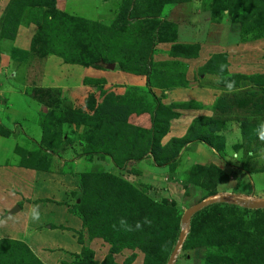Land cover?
<instances>
[{
  "label": "rangeland",
  "instance_id": "374dc122",
  "mask_svg": "<svg viewBox=\"0 0 264 264\" xmlns=\"http://www.w3.org/2000/svg\"><path fill=\"white\" fill-rule=\"evenodd\" d=\"M73 1L53 0L46 16L35 8H16L17 22L12 16L4 19L6 6L0 9V34L3 24L8 28L36 22H31L35 32L27 51H14L1 34L0 52L11 55L2 67L0 135L15 136L23 127L40 139L38 147L30 141L28 149L36 152H30L35 158L27 159V165L58 169L59 190L70 192L77 215L82 220L81 206L91 211L82 221L84 244L69 255V262L60 264H161V251L175 227L164 264L170 257L171 264H264V139L259 133L264 125V43H252V55L240 60L238 67L245 71L247 66L242 74L248 79H228L224 56L211 53L199 72L216 73L218 83L233 81L232 91L247 89V101L216 105L221 92L211 101L201 97L178 103L179 109H199V114L190 116L183 133L164 142L170 122L166 107L149 114L154 101L149 91L126 87L116 77L143 65L160 72L166 89L181 84V57L197 56L198 41L215 42L214 30L220 25L225 30L216 39L221 41L231 32L236 42L264 40V0H88V16L65 7ZM95 60H103L100 67H94ZM115 105L118 111H105ZM153 116L162 118L158 125ZM243 121L250 124L243 127ZM194 124L198 130L192 134L187 130ZM105 127L112 130L108 138L114 159L97 145ZM146 130L153 135L149 141L163 131L159 144L172 154L169 161L155 163L145 154L133 157L146 143ZM135 135L137 151L130 154ZM202 147L212 156L203 154ZM10 157L4 160L16 168L18 156ZM102 173L116 180L109 178L104 190L81 188L82 174ZM0 178L5 187L12 178L22 184L13 170ZM97 200V212L92 213ZM256 202L262 205L253 207ZM134 217L149 226L145 232L124 228ZM94 237L106 246L100 255L88 244ZM154 242L157 250L151 251ZM35 254L21 240L0 238V264H46Z\"/></svg>",
  "mask_w": 264,
  "mask_h": 264
},
{
  "label": "crops",
  "instance_id": "0c3cea01",
  "mask_svg": "<svg viewBox=\"0 0 264 264\" xmlns=\"http://www.w3.org/2000/svg\"><path fill=\"white\" fill-rule=\"evenodd\" d=\"M6 4L7 0H0V9L4 8ZM65 7L71 12L88 16L90 2L88 0H74ZM203 18L205 19V17ZM34 29V25L31 22L23 26L17 25L13 37L9 38L10 46L20 52L27 51L31 43L32 33L35 32ZM223 30L225 29L221 25L214 30L216 31L214 33V35L216 34L215 42L198 41L197 56L187 55L181 57L184 64L182 84L167 87L166 89L164 85H161L163 80L159 77L160 72H154L151 69H148L150 76V79H148L150 80L148 83L149 88L146 86L144 74L124 71L120 76H116L120 78L118 83L126 87L135 86L141 89H149L159 99V104L166 107L164 111L167 116H170V122L167 133L162 138L163 142L168 136L183 133L191 121L190 116L193 115L192 117H194L199 114V109H179L178 103H184L188 100H199L201 97H206L205 100L211 101L217 93L232 91L229 89L228 83L217 82L220 78L216 73L209 71L199 72V69L206 63L205 59L211 53L224 56L226 65L223 71L227 75H243L242 73L247 70V66L245 71L238 67L241 66L239 64L240 60L252 55L248 50L252 49V43L256 46L264 43L262 39L254 42L240 40L236 42L234 40V32L229 33L225 41L216 39V36ZM207 36L208 34L205 37ZM10 55L7 52L5 53V50L0 52V83L1 79L4 81L2 78L4 69L2 67L8 65ZM248 62L246 60L244 63L247 65ZM157 73L158 76H156ZM115 83L117 82L115 81ZM15 88L17 93H19L20 88ZM209 95L212 98H209ZM167 104H170L169 108L164 106ZM153 109L154 106L150 107V112L148 113L152 115ZM26 119L27 115L25 114L21 118L22 123ZM32 120L34 121V127H36L35 132L40 134V126L35 122L36 115L35 118L32 115ZM25 132L26 130L22 127V133H18L15 136L0 135V174L3 175L7 170H13V174H16V179L20 178L22 182L19 186L12 178L10 180L11 184L9 182L6 183L10 187H5L2 186L3 179L0 178V188L5 189L0 190V238L6 237L23 241L32 253H36L35 255L43 263L60 264V262H69V255L77 251L81 244H84L83 238L86 237V232L82 228V220L75 211L74 203L70 201V192L66 191L64 194L59 190L60 181L62 180L59 170L40 167L34 163L27 165V159L32 160L35 158L30 152H36V148L30 150L28 145L30 141H33L38 147L40 139L35 140L30 133ZM19 147H22L24 151L22 152ZM201 151L206 156H212L203 147ZM182 152L183 150L181 149L180 153ZM11 153L18 156V162L14 165L17 166L16 168L11 167V164L4 160L5 157H10ZM149 155V153H145L144 156L149 157ZM8 167L10 168L8 169ZM16 206L17 209H14ZM33 211L39 213L38 219H33ZM103 243L102 239L98 237H94L90 243L88 242L93 247L95 254L99 253V255L106 249Z\"/></svg>",
  "mask_w": 264,
  "mask_h": 264
},
{
  "label": "trees",
  "instance_id": "16d2710c",
  "mask_svg": "<svg viewBox=\"0 0 264 264\" xmlns=\"http://www.w3.org/2000/svg\"><path fill=\"white\" fill-rule=\"evenodd\" d=\"M30 7V8H35V10H37V13L39 12V14H44L45 15V13L47 12V8H49V7H47V6H53V0H10L8 3H7V5H6V7H5V9H4V12H3V15H5V17H4V19H8V17L9 16H12L13 18H14V21H16L17 22V20H16V14H17V9L19 10L21 7ZM43 7H46V8H43ZM17 8V9H16ZM46 9V10H45ZM3 15H2V18H3ZM46 16V15H45ZM62 16L64 17V14H62ZM29 22H34V23H36L35 21H32V20H28V21H26V24L27 23H29ZM18 24L17 23H15L13 26H8V28H6L7 27V25H5V24H3V26L1 25V34H2V36L3 37H7V38H12L13 37V35H14V32H15V28H16V26H17ZM1 34H0V36H1ZM13 48V50L14 51H17V49L16 48H14V47H12ZM12 50V51H13ZM218 55H221V54H218ZM103 61V60H102ZM102 61H98V60H95L94 62H93V65H94V67H100L101 66V64H102ZM149 69V68H148ZM148 69L146 68V66H143L142 65V67L141 66H138V67H136V69L135 70H132V71H130V72H132V73H136V74H144L145 75V77H146V86L149 88V86H148V83H149V81L150 80H148V79H150V76H149V74H148ZM154 71V70H153ZM240 78H247L248 79V77H246V76H244V75H240V74H232V75H228V79H230V80H238V79H240ZM229 83L228 84H231L232 85V83H234L233 81L231 82V81H228ZM222 83H224V82H222ZM182 84V83H181ZM172 86H174V85H172ZM35 91V90H34ZM146 91H149V89H147ZM246 91H248L247 89H245V90H241V89H239V90H236V91H232V92H228V93H224L222 96H220V97H218L216 100H215V104L216 105H223V104H225L224 102H230V101H232V102H234L235 104H241V103H244V102H246L247 101V99H248V97H246L245 96V93H246ZM149 93V95L151 96V99H153L154 101H153V106H154V109H153V111H152V115H155V113H157V111H155L156 109L157 110H160L161 108L163 109V106H161L160 104H159V99L158 98H156L155 96H154V94H152V92H148ZM147 93V94H148ZM228 96V97H227ZM230 96V97H229ZM259 97V99H261V96H258ZM224 98H226V99H224ZM232 98V99H231ZM38 99V98H37ZM230 100V101H229ZM227 105V104H226ZM117 105H115V106H107L106 108H105V111L106 110H108L109 109V107H112V111L114 110V109H116L117 111H118V108H119V106H117ZM114 107V108H113ZM116 107V108H115ZM164 110V109H163ZM116 111V112H117ZM164 113H165V111H164ZM106 117H111V114L110 113H107V116ZM168 117V119L170 118V116H167ZM167 117H166V119H167ZM160 119H162V118H160V117H151V120L153 121V123L155 124V125H158V123L160 122ZM159 120V121H158ZM197 123V122H196ZM250 123H245L244 121L242 122V125H243V127L244 126H246V125H249ZM154 126V125H153ZM162 127H163V129L162 130H164V129H166V127L165 126H163L162 125ZM152 128V127H151ZM199 128L201 129V130H203V128H204V126H203V124L201 123L200 125H199ZM155 129V128H154ZM154 129L152 128V131H154ZM193 130V132L195 133V131H197L198 129L196 128V126H195V124H194V126H193V129H192V127H189V129L187 130L188 132H191ZM112 130H111V128H109V127H105V129H104V131H103V134H102V137L103 138H100V140L98 141V143H97V145L98 146H101L100 148L101 149H103L105 152H107V153H109L110 155H111V157L114 159V156H113V153H112V150H111V147L113 146V143H112V140L110 139V142H109V138H108V134L111 132ZM151 131V130H150ZM163 131H161L160 132V134L162 133ZM188 132H187V134H188ZM261 132H262V128H260L259 129V133H260V135H261ZM145 134H146V143H145V145L144 146H142L141 147V150H140V152L139 153H135L134 151H137V142H138V140L139 139H136V135L134 136V138L131 140V149H130V147H129V149H128V152H130V154H132V151L135 153V155L133 156V157H141L142 155H144L145 153H149L150 155H151V157L154 159V161H155V163H162V164H164V163H166L167 161H169L170 160V157L172 156V154H170L168 151H166V149H165V147H161L160 146V144H159V135L160 134H158V135H156L155 137H156V139H155V141H149V138L150 137H153V135H150V132L148 133L147 132V130L144 132ZM192 133V132H191ZM193 134V133H192ZM195 135V134H194ZM199 139H201L200 137H198ZM49 141L47 140H44L43 141V144H44V146L45 147H48V148H50V145H49V143H48ZM97 142V141H96ZM142 142V141H141ZM135 143V144H134ZM133 144V145H132ZM176 149V148H175ZM161 154H163V155H161ZM175 154V153H174ZM174 156V155H173ZM131 156H126L125 158L127 159V158H130ZM117 164H120V161L119 160H117ZM82 177L81 178H83L82 179V181H81V184H80V186H81V188L83 189V190H86L89 186H91V188L93 187V186H95V188H96V186L98 187V188H102L103 190L107 187V185H109V178H111V179H114V181L116 180V178H113V177H111V175L109 176L107 173H102V174H82L81 175ZM85 179V180H84ZM97 189V188H96ZM98 191V190H97ZM97 204H99V200H97V203H96V205H95V207H94V210L92 211V213H96L97 212ZM79 206H80V202H79ZM147 207H144L143 209H146ZM149 208L152 210L153 208H155V207H153V203H150V205H149ZM161 209H163L164 207L162 206V207H160ZM167 209H168V211H171L170 213H173L174 214V212H173V210L171 209V208H169V207H167ZM80 211H81V217H82V221H83V223H85L89 218H90V215H91V211H87L88 212V214H87V212H85L84 211V206H81V209H80ZM126 219L125 218H123V221H125ZM137 224H139L140 225V227L139 228H137ZM124 225H126L124 228L126 229V230H135V231H140V229H144L143 231L145 232V230L149 227V226H145V225H142L140 222H139V219L138 218H136V217H134V218H132V219H129V220H127L126 221V223L124 224ZM175 230H176V227H175V229H172V232H171V234H172V236H173V238H174V232H175ZM174 231V232H173ZM131 235H133V236H137L136 234H131ZM170 237V236H169ZM167 238L166 239V242H165V244L167 245V247H165V249H164V251L162 252L161 251V260H160V263L161 264H164L165 263V258L167 257V255H168V251H169V246L171 247V243H172V241H173V238ZM155 245V246H154ZM156 243L154 242L153 243V246H149V249L151 250V251H155V250H157V247H156Z\"/></svg>",
  "mask_w": 264,
  "mask_h": 264
},
{
  "label": "clouds",
  "instance_id": "9594fccd",
  "mask_svg": "<svg viewBox=\"0 0 264 264\" xmlns=\"http://www.w3.org/2000/svg\"><path fill=\"white\" fill-rule=\"evenodd\" d=\"M228 87H229V89L231 90L232 85L229 84ZM261 127H262L261 138L264 139V125H262ZM32 217H33V219H38V218H39V213L36 212V211H33V213H32ZM146 222H148V221H146ZM121 223L123 224L124 221H121ZM139 227H140V225L137 224V228H139Z\"/></svg>",
  "mask_w": 264,
  "mask_h": 264
},
{
  "label": "water",
  "instance_id": "95a60500",
  "mask_svg": "<svg viewBox=\"0 0 264 264\" xmlns=\"http://www.w3.org/2000/svg\"><path fill=\"white\" fill-rule=\"evenodd\" d=\"M110 68H112L111 64H110ZM222 199H223V198H222ZM211 200H212V199H211ZM213 200H214V199H213ZM259 205H262V203H257V202H256V203H253V204H252L253 207H256V206H259ZM194 208H197V206L194 207ZM194 208H193V209H194ZM14 209H17V206H16Z\"/></svg>",
  "mask_w": 264,
  "mask_h": 264
},
{
  "label": "bare ground",
  "instance_id": "6f19581e",
  "mask_svg": "<svg viewBox=\"0 0 264 264\" xmlns=\"http://www.w3.org/2000/svg\"><path fill=\"white\" fill-rule=\"evenodd\" d=\"M180 237H182V235H180ZM171 262H172V259L170 257L169 260H168V262H167V264H171Z\"/></svg>",
  "mask_w": 264,
  "mask_h": 264
}]
</instances>
